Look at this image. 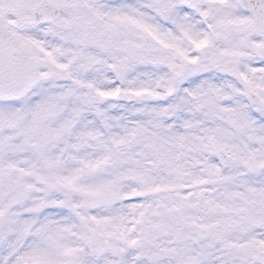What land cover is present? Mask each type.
Returning a JSON list of instances; mask_svg holds the SVG:
<instances>
[{"label": "snow or ice", "instance_id": "1", "mask_svg": "<svg viewBox=\"0 0 264 264\" xmlns=\"http://www.w3.org/2000/svg\"><path fill=\"white\" fill-rule=\"evenodd\" d=\"M0 264H264V0H0Z\"/></svg>", "mask_w": 264, "mask_h": 264}]
</instances>
